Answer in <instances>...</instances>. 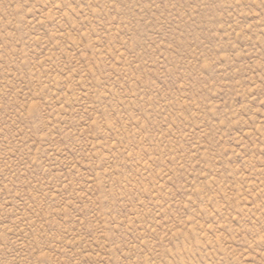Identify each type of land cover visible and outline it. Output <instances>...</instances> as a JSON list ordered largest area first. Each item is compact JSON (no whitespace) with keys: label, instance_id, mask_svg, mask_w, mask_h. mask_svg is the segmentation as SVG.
<instances>
[{"label":"rangeland","instance_id":"obj_1","mask_svg":"<svg viewBox=\"0 0 264 264\" xmlns=\"http://www.w3.org/2000/svg\"><path fill=\"white\" fill-rule=\"evenodd\" d=\"M0 264H264V0H0Z\"/></svg>","mask_w":264,"mask_h":264}]
</instances>
